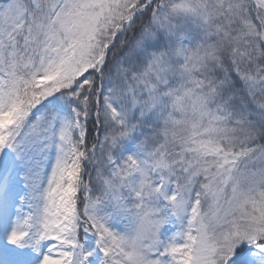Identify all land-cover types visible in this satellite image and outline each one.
Listing matches in <instances>:
<instances>
[{
    "label": "snow or ice",
    "instance_id": "obj_1",
    "mask_svg": "<svg viewBox=\"0 0 264 264\" xmlns=\"http://www.w3.org/2000/svg\"><path fill=\"white\" fill-rule=\"evenodd\" d=\"M0 264H264V0H0Z\"/></svg>",
    "mask_w": 264,
    "mask_h": 264
}]
</instances>
